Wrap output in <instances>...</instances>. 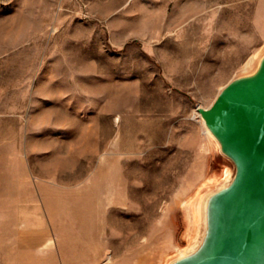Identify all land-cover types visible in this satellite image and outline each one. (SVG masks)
<instances>
[{
	"label": "rangeland",
	"instance_id": "obj_1",
	"mask_svg": "<svg viewBox=\"0 0 264 264\" xmlns=\"http://www.w3.org/2000/svg\"><path fill=\"white\" fill-rule=\"evenodd\" d=\"M113 1L0 0V264H169L233 171L196 109L256 67L264 0Z\"/></svg>",
	"mask_w": 264,
	"mask_h": 264
},
{
	"label": "water",
	"instance_id": "obj_2",
	"mask_svg": "<svg viewBox=\"0 0 264 264\" xmlns=\"http://www.w3.org/2000/svg\"><path fill=\"white\" fill-rule=\"evenodd\" d=\"M196 110L233 171L198 199L190 248L169 264H264V52Z\"/></svg>",
	"mask_w": 264,
	"mask_h": 264
},
{
	"label": "bare ground",
	"instance_id": "obj_3",
	"mask_svg": "<svg viewBox=\"0 0 264 264\" xmlns=\"http://www.w3.org/2000/svg\"><path fill=\"white\" fill-rule=\"evenodd\" d=\"M122 3V0H114L111 5H114V7H118ZM108 4V3H107ZM107 4H104L103 6L107 8ZM205 134L209 135V133L205 130ZM198 199H195L193 201V204L189 210V215H191L192 223L189 229H187V237L189 236V239L194 236V231L196 229V225L198 222ZM193 234V235H192Z\"/></svg>",
	"mask_w": 264,
	"mask_h": 264
}]
</instances>
